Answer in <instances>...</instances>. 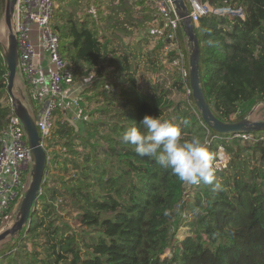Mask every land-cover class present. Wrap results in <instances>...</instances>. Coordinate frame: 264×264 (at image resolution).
I'll return each mask as SVG.
<instances>
[{"label": "trees", "instance_id": "trees-1", "mask_svg": "<svg viewBox=\"0 0 264 264\" xmlns=\"http://www.w3.org/2000/svg\"><path fill=\"white\" fill-rule=\"evenodd\" d=\"M198 1L244 15L208 13L194 23L206 101L219 119L236 121L249 111L236 114L241 105L249 108L264 101V0ZM107 7L110 11L102 18L112 27L110 36L89 14L75 17L53 11L52 27L73 80L93 70L96 81L83 90L82 128L54 120L44 145L48 160L41 193L29 223L14 241L0 247V264H264V130L251 131L252 138L243 139L208 127L191 96L187 46L183 53L179 23L174 38L178 47H170L168 27L145 0H110ZM119 12L127 22L122 27L111 24ZM151 20H159L155 30L160 44L168 46L171 61H178L177 49L182 55L183 70L178 61L173 82L181 88L182 72L188 90L182 100H172L159 86L140 88L127 52L112 47L115 34L118 39L145 37L136 30L143 31ZM2 54L0 131L12 113L11 105L2 102L8 94ZM112 80L117 82L115 93L106 89ZM92 100L100 104L88 112ZM168 109L166 119L182 127L185 139L198 135L212 155L222 147L229 156L227 165L214 172L213 184H198L192 202L184 200V183L170 169L138 155L121 140L122 132L138 126L145 114L162 117ZM57 111L61 116V109ZM68 166L76 171L65 179L61 172ZM61 196L70 199L80 224L90 229L88 236L78 234L63 218L57 203ZM184 212L191 213L190 233L178 240L175 232Z\"/></svg>", "mask_w": 264, "mask_h": 264}, {"label": "built area", "instance_id": "built-area-1", "mask_svg": "<svg viewBox=\"0 0 264 264\" xmlns=\"http://www.w3.org/2000/svg\"><path fill=\"white\" fill-rule=\"evenodd\" d=\"M145 2L156 8V14L162 18L168 27L169 46L177 48L178 42L174 38L179 20L175 15L171 1L145 0ZM55 4L56 0H17L12 19L13 32L17 42L19 68L25 83L30 87L32 96V103L28 101L29 104L26 102V105L34 118L43 147L54 127V114L57 109L60 108L64 114L63 119L69 121L67 110L71 109L72 106L76 107L78 104L76 96H71L74 93L70 91L73 83L71 66L60 53L59 37L50 22ZM189 6V15L195 24L198 23L202 15L208 13L223 15L231 12L244 17L241 10L214 7L207 2L202 3L198 0H189ZM32 24L38 25L39 44L45 49L48 63L54 66L45 81L41 79V70L34 66V59L39 58L41 54L35 52L29 39ZM165 47L168 50V46ZM177 53L179 55L178 61L182 63L183 58L179 49H177ZM11 110L12 113L8 116L6 126L0 131V217L8 216L10 211H14L19 206L30 176L31 153L26 134L12 107ZM73 111L76 114L72 118L79 116L76 109ZM234 136L243 139L252 138L249 132L234 134ZM40 193L41 190L39 195ZM1 229H3L2 226H0Z\"/></svg>", "mask_w": 264, "mask_h": 264}, {"label": "rangeland", "instance_id": "rangeland-1", "mask_svg": "<svg viewBox=\"0 0 264 264\" xmlns=\"http://www.w3.org/2000/svg\"><path fill=\"white\" fill-rule=\"evenodd\" d=\"M187 1L189 2V0ZM6 2L7 0L0 1V51L2 53L4 52L7 46V39H8L7 38L8 30L4 20ZM95 2L96 3H94V0H91V3L90 0H63V1L56 0L54 11L57 9V11H59L60 14L71 13V15L75 17L81 16L82 14H89L93 16V18L97 21V23L101 27L105 28L103 33L106 34L107 36H110L112 34L111 33L112 27L106 19L102 18L105 14H108L110 11V9L107 7V5L110 3V0H96ZM116 3L117 1H115V4ZM98 10H101L102 13L98 14ZM117 16L118 17L113 18L111 24H115V25L119 24L117 25L118 27H122L124 23L127 24L126 19L123 17V12H119ZM122 18H123V22L120 21ZM53 20L54 17H52V19L50 20L51 24L53 23L52 22ZM158 24H159V20L156 21L151 20L148 22L147 27L143 31H137L136 29H134V31L136 30L137 34H141L145 32L146 35L143 38L139 36H134L131 38L122 37L121 39H118V35L115 34V36H111L113 38L112 47L116 48L118 52H127V54L129 55V60H131L132 62V67L135 72L134 74L136 76L137 84L140 88L152 89L155 86H159L160 88H165L167 90L166 94L167 96H169V98H171L174 101H179L186 98L188 95V90L186 88V84L182 72L179 74L182 80L181 88L178 87L177 85H173L174 80H176L175 76L178 77L177 66H179L180 64V68L182 69L183 66L181 62L177 65L178 62L177 60L171 61V57L167 53V48L164 47L162 44H160V33L155 30V27L158 26ZM30 27L31 29L29 31V39L32 45L34 46L35 52L37 53L40 52V54L43 57L45 55V49L42 45L39 44L40 42L38 39V33H39L38 25L32 24ZM136 37H139L140 39H137ZM178 41L181 44L180 47L181 51L185 53V49L187 46L186 38L184 40L183 37L180 36L179 34ZM139 47H141L140 50H138ZM186 50L188 55V49ZM38 61H39L38 57H36L34 59V66L36 68L39 67ZM50 68L51 70H53L54 66L50 64ZM112 77L113 76L111 75L110 78ZM18 80L19 79L17 75V77L15 78V85L13 88V92L17 97L19 96L18 90L21 89L19 87L18 88L16 87L18 84ZM94 80L96 81L93 74V70H89L88 76H84L80 78V80H76V81L73 80V83L71 85L70 91L74 93L71 96L73 95L76 96L78 100L77 101L78 108L72 106L71 109H68L66 113L69 118L68 122L72 124L75 129H80V127L83 126V123H81V121H83V117L86 116L85 113L81 115V109H80V105H82L81 98L82 99L83 97L85 98V94H83V90L89 87V85ZM115 82H116L115 80L114 81L112 80L111 82L112 84H108V86H106V89L109 90L110 93L116 92L117 88L114 86ZM21 85L23 87V91L27 92L26 91L27 86L23 84ZM100 98L102 97L100 96ZM2 102L5 104H11L8 94H5V99H3ZM99 104L100 103H96V100H92L88 106V112L89 111L92 112V110L95 107H97ZM75 109L77 110L78 112L77 114H79V116L72 118L76 114V112L73 111ZM248 109L249 111L247 112V114H249L250 120H254V121L264 120V101H260V102L258 101L256 104H254L249 108L246 105H241L236 114H239L242 111ZM115 112L116 111H114V113ZM169 112L170 109L166 110L161 118L166 119ZM54 116H55V120L59 118L62 120L64 114L62 112V115L60 116L59 112L56 111ZM96 116L97 115L95 114L93 115L94 118ZM87 117L89 118V116ZM93 117L91 116L90 118L93 119ZM78 124H80V126ZM83 132L86 133V130H84ZM242 144L244 150H246L248 143L243 141ZM228 160H229L228 154L225 152V150L222 147H219L217 149L216 154L213 155L212 164H213L214 172L216 170H220L224 168L227 165ZM67 168L68 170L66 172H61L65 174V179L72 176L73 173L76 171L74 169H71L70 166H68ZM52 172L59 174L58 170L55 169H53ZM54 184L58 186L57 181H55ZM184 186H185L184 200L188 202L194 201V199L196 198L195 197L196 188L198 185H189L184 183ZM57 203H58V207L62 208L61 213L63 215V218L69 221L73 225L74 229L78 232V234H84L88 236V234L90 233V229L80 224L79 220L76 217L77 210L70 203V199L68 197L64 198L61 196ZM40 208L41 206L38 207V209ZM17 211H18V207L14 211H10L9 212L10 214L8 216L2 217L0 226H2L3 229H1L0 232L5 230L6 228H9L14 223L16 219ZM180 217H181V223L179 224L175 232V236L178 240H182L185 236H187L190 233L187 224L191 218V213L190 214L185 212L180 213ZM17 235L13 237H7L6 239L0 241V247L12 238L13 239L11 240V242L14 241ZM30 245L31 244H28L27 246L30 247Z\"/></svg>", "mask_w": 264, "mask_h": 264}, {"label": "water", "instance_id": "water-1", "mask_svg": "<svg viewBox=\"0 0 264 264\" xmlns=\"http://www.w3.org/2000/svg\"><path fill=\"white\" fill-rule=\"evenodd\" d=\"M16 1L17 0H7L6 2L4 20L8 30V39L7 46L2 55L7 68L6 91L10 98L11 107L17 118L20 120L26 134L27 144L31 153V166L29 182L20 200L16 219L9 228L0 232V241L7 237L16 236L23 227L29 223L35 203L39 196V191L42 188L48 160L46 150L40 141L34 118L26 105V98L23 91L18 90V97L15 96L13 92L15 78L17 75H22L18 64L17 42L12 27L13 12ZM170 1L174 6L175 15L179 20L182 33L186 38L188 49L189 88L191 96L195 107L199 111L205 124L219 133L238 134L264 130V120H250L249 114H246L244 117L236 121H223L213 113L211 107L206 101L201 85L199 43L194 31V23L189 15V9L185 0Z\"/></svg>", "mask_w": 264, "mask_h": 264}, {"label": "clouds", "instance_id": "clouds-1", "mask_svg": "<svg viewBox=\"0 0 264 264\" xmlns=\"http://www.w3.org/2000/svg\"><path fill=\"white\" fill-rule=\"evenodd\" d=\"M121 140L132 146L138 155L170 169L182 183L213 184V155L207 143L198 135L185 139L179 124L145 114L138 126H130L122 132Z\"/></svg>", "mask_w": 264, "mask_h": 264}, {"label": "crops", "instance_id": "crops-1", "mask_svg": "<svg viewBox=\"0 0 264 264\" xmlns=\"http://www.w3.org/2000/svg\"><path fill=\"white\" fill-rule=\"evenodd\" d=\"M38 65H39V69L41 70V73H40V76H41V79L43 80V81H45V80H47L48 79V77H49V74H50V71H51V68H50V64L48 63V60H47V58H46V56L44 55L43 57H42V55L38 58ZM18 84H17V88L19 87V88H21V89H19V90H22L23 91V87H22V85L21 84H23V85H25V86H27L26 87V91L27 92H24L23 91V93H24V95H25V98H26V102H30V103H32V96H31V90H30V87H29V85H27L26 83H25V81H24V79H23V76L21 75V76H18ZM15 85V84H14ZM29 102H28V104H29Z\"/></svg>", "mask_w": 264, "mask_h": 264}]
</instances>
